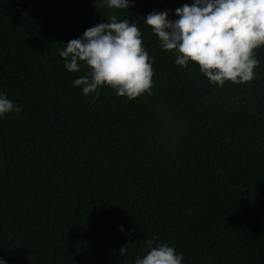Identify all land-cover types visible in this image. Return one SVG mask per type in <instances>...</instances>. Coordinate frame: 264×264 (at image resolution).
<instances>
[{"label": "trees", "instance_id": "16d2710c", "mask_svg": "<svg viewBox=\"0 0 264 264\" xmlns=\"http://www.w3.org/2000/svg\"><path fill=\"white\" fill-rule=\"evenodd\" d=\"M186 3L0 0V92L21 108L0 118L7 264H135L153 238L183 264H264V46L251 83L210 84L144 22ZM113 15L137 22L151 95L73 87L88 69L59 52Z\"/></svg>", "mask_w": 264, "mask_h": 264}, {"label": "clouds", "instance_id": "9594fccd", "mask_svg": "<svg viewBox=\"0 0 264 264\" xmlns=\"http://www.w3.org/2000/svg\"><path fill=\"white\" fill-rule=\"evenodd\" d=\"M102 2L110 9L128 10L131 6L130 0ZM171 12L154 10L144 22L160 47L175 56L176 65L186 68L193 62L217 87L255 79L254 70L260 63L255 50L264 46V0H192L175 9L177 19H169ZM59 55L69 72L88 69L73 81V87L81 88L85 96L98 95L104 87L129 100L152 94V61L142 46L137 22L118 20L113 15L110 22H100L68 41ZM20 111L19 105L0 92V118ZM127 248H120L122 256H126ZM144 252L135 264H183V256L174 247L155 243V238L146 241ZM0 264L7 261L0 258Z\"/></svg>", "mask_w": 264, "mask_h": 264}]
</instances>
